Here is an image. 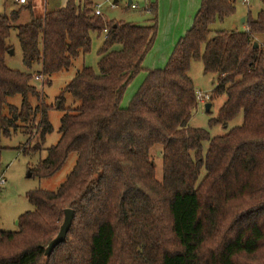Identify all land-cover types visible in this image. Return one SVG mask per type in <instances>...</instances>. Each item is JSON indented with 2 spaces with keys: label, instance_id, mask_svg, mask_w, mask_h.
Listing matches in <instances>:
<instances>
[{
  "label": "trees",
  "instance_id": "16d2710c",
  "mask_svg": "<svg viewBox=\"0 0 264 264\" xmlns=\"http://www.w3.org/2000/svg\"><path fill=\"white\" fill-rule=\"evenodd\" d=\"M234 11L235 0H200L166 64L148 69L142 63L157 34L154 8L149 24L137 25L106 20L91 0H67L16 25L24 65L40 63L44 75L88 52L92 32L103 40L97 68L81 67L66 85L79 104L62 116L36 173L51 176L71 152L75 165L56 190L27 193L33 209L18 217L16 230H0V264H264V46L256 39L264 10L246 17L244 30L210 28ZM20 12L0 14V152L1 139L33 127L39 109L29 102L39 97L32 74L5 64ZM193 60L216 74L210 99L226 96L209 123L226 124L242 111V123L225 134L188 125L197 103ZM15 94L20 107L7 104ZM38 126L43 141L51 130L44 107ZM65 208L74 212L66 239L46 256Z\"/></svg>",
  "mask_w": 264,
  "mask_h": 264
},
{
  "label": "rangeland",
  "instance_id": "374dc122",
  "mask_svg": "<svg viewBox=\"0 0 264 264\" xmlns=\"http://www.w3.org/2000/svg\"><path fill=\"white\" fill-rule=\"evenodd\" d=\"M63 0H46L47 10H53ZM94 4H100L102 17L106 19L124 20L132 22L137 25L149 24L151 14L146 12L144 0H132L136 4L132 8L128 4V0H92ZM237 9H243L245 6L240 5L239 0H235ZM21 14L19 18L13 23L7 39V44L10 49L5 53V64L15 70L29 72L32 74L31 84L36 86L39 91V97L29 96V102L33 107L38 106L36 117L34 119V126L27 125L19 127L15 133L9 137L1 139V146L3 149L0 152V175H3L5 182L0 184V230L13 231L17 229V219L25 211L32 210L33 206L29 203L27 193L34 189L56 190L59 185L65 180L68 173L75 165L77 153L71 152L67 157L62 167L54 174L48 177H40L36 173L38 163L46 156V150L51 145H54L59 138V127L61 118L65 112L71 111L75 108L79 101L76 100L69 91L65 89L69 81L74 77L77 70L83 66H90L97 68V61L99 58L98 48L102 43L103 34L98 35L95 32L91 33V48L86 53L79 54L72 60L69 68L52 73L50 75L41 74V64L35 63L31 68L24 65L22 61L21 48L16 36V25L23 24L29 21V11L26 4L20 5ZM247 9V8H246ZM35 10V9H34ZM8 14L7 7L0 2V14ZM240 16L237 21V29L246 26L245 22L241 20L242 17L247 16L246 12ZM236 16V14H234ZM234 15L225 16L222 20H216L210 25L212 30H230L235 29L233 24ZM252 18L256 13L252 11ZM262 38L261 45L264 46V34L259 35ZM142 74V73H141ZM140 75L129 84L126 89L121 106H125L133 95L139 81L142 79ZM191 77L195 91L210 95L216 81L215 73H205L203 71V64L201 60H193L190 63L188 71ZM143 75V74H142ZM37 76V78H36ZM226 96L221 95L207 102L211 103L210 110H205V103L197 101L193 108L188 125L191 127H199L208 131L209 135L216 136L225 134L232 127L238 126L243 121L242 111L238 115L227 122L226 124H210L209 121L216 117L217 112ZM206 102V103H207ZM22 103V96L15 94L7 98V104H12L20 107ZM5 105L4 113L7 112ZM46 110L47 120L50 123L51 130L45 134L44 140L41 139L40 127L38 123L41 118L42 108ZM38 146L33 149V147ZM208 148V140L202 141V152H206ZM156 175L159 177L161 173L160 155L157 152L155 155ZM204 170L201 171V175Z\"/></svg>",
  "mask_w": 264,
  "mask_h": 264
},
{
  "label": "crops",
  "instance_id": "0c3cea01",
  "mask_svg": "<svg viewBox=\"0 0 264 264\" xmlns=\"http://www.w3.org/2000/svg\"><path fill=\"white\" fill-rule=\"evenodd\" d=\"M45 1L46 0H25L24 2H20L19 0H0V2L4 4V7H7L8 14L10 11L18 9L20 5L26 4L27 9L30 10L29 18L31 15H43L46 11H48L47 3L45 4ZM66 1L67 0H63L60 5L54 9L64 6ZM91 2L93 9L99 4H94L92 0ZM114 2H117V0H114ZM131 2L132 0H130L128 4ZM239 2L240 5L245 6L243 12H246L247 10V16L251 18L252 11L257 14L259 11L264 10V0H247L246 2L239 0ZM144 3L147 13L149 12L151 14L153 8L155 9L157 34L153 46L145 55L142 64L146 69L163 67L166 64L177 40L183 36L187 29L191 26L194 15L200 6V0H144ZM243 12L241 9H237L235 5V11L232 14H236V16L234 15L235 18H233L234 20L231 27L235 26V29L238 28L236 27V24L240 16L244 14ZM242 18H245L244 21ZM242 18L241 20L245 22L246 17ZM245 28L246 26L244 25L238 30H244ZM256 39L258 42H262V38H260V36H257ZM140 74L143 79L145 71L140 72L138 75ZM142 79L139 82H141Z\"/></svg>",
  "mask_w": 264,
  "mask_h": 264
},
{
  "label": "water",
  "instance_id": "95a60500",
  "mask_svg": "<svg viewBox=\"0 0 264 264\" xmlns=\"http://www.w3.org/2000/svg\"><path fill=\"white\" fill-rule=\"evenodd\" d=\"M130 2V0L128 1V3ZM245 18H242V20L244 21ZM254 47H256L258 45V42H254ZM211 107V103L207 102L205 103V110L208 112L210 110ZM74 217V212L73 209L71 208H65L64 209V217H63V221L60 225L59 231L57 233V235L48 243V245L45 248V255L49 256L52 249L59 243L65 241L66 239V234L67 231L72 223Z\"/></svg>",
  "mask_w": 264,
  "mask_h": 264
},
{
  "label": "built area",
  "instance_id": "2783aa9c",
  "mask_svg": "<svg viewBox=\"0 0 264 264\" xmlns=\"http://www.w3.org/2000/svg\"><path fill=\"white\" fill-rule=\"evenodd\" d=\"M20 2H24L25 0H19ZM244 2H246L247 0H243ZM130 6L132 8H135L137 5L134 3H130ZM94 13L97 15H101V10H100V5L98 4L95 8H94ZM106 32V30H104V33ZM37 78V76H36ZM195 97H196V101H200V102H204L206 103L208 100H210V95L208 94H203L201 92H195ZM5 182V178L3 177V175H0V184H3Z\"/></svg>",
  "mask_w": 264,
  "mask_h": 264
}]
</instances>
